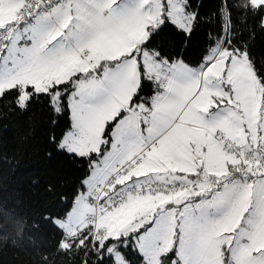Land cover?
Masks as SVG:
<instances>
[{
	"label": "snow or ice",
	"instance_id": "snow-or-ice-1",
	"mask_svg": "<svg viewBox=\"0 0 264 264\" xmlns=\"http://www.w3.org/2000/svg\"><path fill=\"white\" fill-rule=\"evenodd\" d=\"M225 6L264 27V0ZM200 25L197 0H0V99L67 116L88 172L61 227L95 264H264V70L235 36L155 43Z\"/></svg>",
	"mask_w": 264,
	"mask_h": 264
},
{
	"label": "trees",
	"instance_id": "trees-1",
	"mask_svg": "<svg viewBox=\"0 0 264 264\" xmlns=\"http://www.w3.org/2000/svg\"><path fill=\"white\" fill-rule=\"evenodd\" d=\"M197 3L201 25L191 39L169 26L156 37V45L196 62L204 55L209 36H235L238 46L249 48L250 58L264 70L260 20L234 9L229 23L226 6L220 9L223 16H217L221 0ZM67 128V116L53 114L43 99L23 112L13 106L11 97L0 99V264H82L89 260L95 264L96 257L77 246V240L84 239L83 231L76 229L70 236L54 222L70 212L85 188L88 172L87 159L72 157L53 143V137L59 141ZM48 217L52 222L46 221ZM131 259L139 264L134 254Z\"/></svg>",
	"mask_w": 264,
	"mask_h": 264
},
{
	"label": "rangeland",
	"instance_id": "rangeland-1",
	"mask_svg": "<svg viewBox=\"0 0 264 264\" xmlns=\"http://www.w3.org/2000/svg\"><path fill=\"white\" fill-rule=\"evenodd\" d=\"M82 194H86V189H85V188H84V190H83L82 192H80V193L76 196L75 200L78 199L79 195H82ZM75 207H76V204H75V201H74V203H73V205H72V208H71L70 212L66 215V217H65V218H54V222H55L59 227H61L62 225L67 224V223H68V219H69V215L73 213V209H74ZM61 228H62L66 233H68V230H67L66 228H63V227H61ZM75 230H76V229L73 230V233L76 232Z\"/></svg>",
	"mask_w": 264,
	"mask_h": 264
}]
</instances>
